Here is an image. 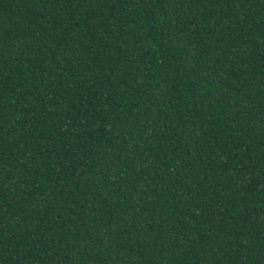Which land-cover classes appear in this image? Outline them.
I'll list each match as a JSON object with an SVG mask.
<instances>
[{"label": "trees", "instance_id": "trees-1", "mask_svg": "<svg viewBox=\"0 0 264 264\" xmlns=\"http://www.w3.org/2000/svg\"><path fill=\"white\" fill-rule=\"evenodd\" d=\"M0 264H264V0H0Z\"/></svg>", "mask_w": 264, "mask_h": 264}]
</instances>
